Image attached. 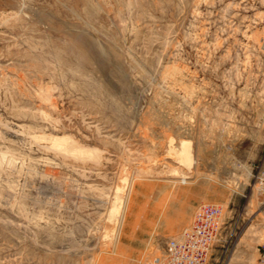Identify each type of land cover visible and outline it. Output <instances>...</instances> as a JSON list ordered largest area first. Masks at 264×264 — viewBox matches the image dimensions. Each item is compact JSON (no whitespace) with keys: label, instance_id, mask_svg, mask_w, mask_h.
<instances>
[{"label":"rangeland","instance_id":"obj_1","mask_svg":"<svg viewBox=\"0 0 264 264\" xmlns=\"http://www.w3.org/2000/svg\"><path fill=\"white\" fill-rule=\"evenodd\" d=\"M0 152V264H262L264 0H0Z\"/></svg>","mask_w":264,"mask_h":264},{"label":"built area","instance_id":"obj_2","mask_svg":"<svg viewBox=\"0 0 264 264\" xmlns=\"http://www.w3.org/2000/svg\"><path fill=\"white\" fill-rule=\"evenodd\" d=\"M218 209L219 206L214 203L201 204L191 225L183 228L177 239H168L166 249L159 257L144 264H205L208 251L216 237L214 228L218 225Z\"/></svg>","mask_w":264,"mask_h":264},{"label":"bare ground","instance_id":"obj_3","mask_svg":"<svg viewBox=\"0 0 264 264\" xmlns=\"http://www.w3.org/2000/svg\"><path fill=\"white\" fill-rule=\"evenodd\" d=\"M72 141H69V137H67V136L66 137L65 136H53L51 138L52 147L55 148L58 151L66 152V153L68 152V154L70 153V154H72L71 156H75L76 158H85V157L86 158L88 157L90 159L98 158V152H97L96 148L93 149V148H90V147H85V146L79 145L76 142L74 143V141L73 142ZM3 153L5 155L7 154L5 152H3ZM3 153L0 152V166H1V163L6 159L5 155ZM7 159H8V157H7ZM7 161H9V160H7ZM10 161L12 163V158H11ZM8 163L10 164V162H8ZM192 221H193V219H192ZM192 221H191V223H192ZM191 223L188 226H190ZM179 233L175 235L176 239H177ZM172 237H174V236H172ZM209 252H210V249H209L207 255H209Z\"/></svg>","mask_w":264,"mask_h":264}]
</instances>
